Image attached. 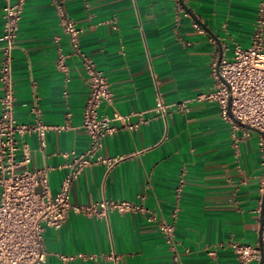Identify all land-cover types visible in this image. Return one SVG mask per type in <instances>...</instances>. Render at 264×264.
<instances>
[{
    "label": "crops",
    "instance_id": "obj_1",
    "mask_svg": "<svg viewBox=\"0 0 264 264\" xmlns=\"http://www.w3.org/2000/svg\"><path fill=\"white\" fill-rule=\"evenodd\" d=\"M58 1L80 30L79 52L61 31L55 0L25 1L12 50L15 119L34 123L37 104L43 123L63 127L49 129L44 145L36 134L25 136L30 167L46 169L54 194L68 172L67 154L87 147L82 53L109 82L111 99L100 114L130 115L139 125L113 121L117 131L104 139L103 154L120 160L110 169L86 167L71 183L70 200H128L147 211H112L107 219L70 212L60 229L44 231L41 264H239L231 244L259 249L260 229L264 264L259 133L234 128L216 103L198 97L215 86L219 56L249 44L261 0ZM2 7L0 0V61ZM58 48L69 54L67 74L56 66ZM157 90L170 105L164 119L151 111ZM150 212L174 223L172 243L146 220Z\"/></svg>",
    "mask_w": 264,
    "mask_h": 264
},
{
    "label": "built area",
    "instance_id": "obj_2",
    "mask_svg": "<svg viewBox=\"0 0 264 264\" xmlns=\"http://www.w3.org/2000/svg\"><path fill=\"white\" fill-rule=\"evenodd\" d=\"M26 0H3L2 7V58L0 61V264H41L47 251L43 233L46 228L60 229L70 212L96 215L107 219L112 211L145 212L141 205L128 200L102 199L90 205L73 204L70 200V186L91 164H104L112 168L120 158L103 154L104 139L114 134L117 127L113 121L122 120L129 130L138 127L139 122L131 123L128 116L108 117L99 112L103 102L111 99L109 82L97 69L95 63L86 55L79 53L86 75L88 93L82 109L81 127L88 134L87 147L80 152L72 150L67 155V174L62 178L59 189L51 194L45 168L30 167L31 151L24 138L36 134L44 145L45 133L49 129L63 127L50 126L39 118L40 109L34 104L31 111L35 114L32 124L19 123L13 113L14 93L12 87L11 60L12 50L17 38L19 21ZM56 1V12L62 33L69 47L78 53L80 30L74 20L66 13L63 4ZM193 27L201 31L197 23ZM264 0L258 4L254 30L249 44L241 47L236 44L230 57H222L213 89L202 94L199 99L218 105L220 116L234 128L239 122L257 130L260 146L264 148ZM58 41V36H54ZM69 54L58 48L56 66L67 74L66 62ZM217 73V72H216ZM66 94V92H64ZM170 107L163 102L158 90L155 105L151 111L165 118ZM143 120H140V122ZM180 179L177 190L182 186ZM176 210L171 216L176 218ZM148 222H156L162 237L172 243L174 223L157 219L150 212ZM239 264H257L260 259L258 247L249 244L232 243Z\"/></svg>",
    "mask_w": 264,
    "mask_h": 264
},
{
    "label": "water",
    "instance_id": "obj_3",
    "mask_svg": "<svg viewBox=\"0 0 264 264\" xmlns=\"http://www.w3.org/2000/svg\"><path fill=\"white\" fill-rule=\"evenodd\" d=\"M220 59H221V56H219V58L217 60V63H216V72H217V74H218V65H219ZM233 120H234L235 123H237L238 125H240L242 127L250 128L248 125L243 124V123L239 122L238 120H236L234 118H233ZM250 129H253V128H250ZM253 130H255V129H253ZM255 131H257V130H255ZM263 210H264V191H263V194H262L261 209H260V215H261L260 218H261V220H262V216H263ZM258 235H259L260 259H259L257 264H262V262H263V250H262V243H261V229L259 230Z\"/></svg>",
    "mask_w": 264,
    "mask_h": 264
}]
</instances>
